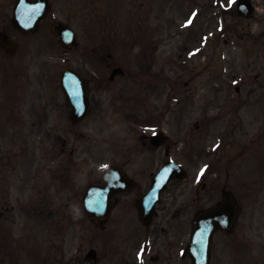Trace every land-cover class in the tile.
Returning <instances> with one entry per match:
<instances>
[{
  "label": "rangeland",
  "instance_id": "1",
  "mask_svg": "<svg viewBox=\"0 0 264 264\" xmlns=\"http://www.w3.org/2000/svg\"><path fill=\"white\" fill-rule=\"evenodd\" d=\"M231 1L220 0L218 5L216 0H52V11L47 21L62 20L72 27L78 41L76 48L64 52L47 24L30 38L18 40L30 46L26 61L31 74L55 73L56 78L65 64H73L88 74L97 72L102 76L116 66L129 73L134 72L138 58L143 63L144 72L179 79L175 95L177 127L192 130L195 120H201L206 105L209 120L215 124V130L210 129V133L218 131L224 134V138L215 135L212 140L204 139L207 153L210 151L206 159L199 156L190 163L189 157H196V154L185 151L182 161L188 168L191 184H196L201 193L197 185L203 181L214 184L218 189L224 184L234 193L240 205L233 230L215 234L212 264H264V0H252L256 13L246 20L237 17L234 7L229 10ZM140 3L142 6L148 4V11L151 12L150 21L143 26L139 17L143 18L147 10L140 7ZM111 5L117 9L116 13ZM141 8L144 11L142 17L139 13ZM193 9H197L198 13L192 21L190 11ZM92 12L97 16L93 17L95 23L91 25L89 14L92 15ZM111 17H123V21L118 27H113L110 25L113 24ZM187 23L189 26L186 28ZM12 34L17 37L15 32ZM202 41L205 46L201 51ZM153 42H158L155 48ZM196 47L199 49L197 53ZM99 60L102 64H92ZM117 79L119 84L109 89L112 92L123 90L118 91L120 99L117 104L121 106L118 111L126 114L128 101L124 90L127 89L120 84L126 77L119 76ZM23 88L28 93L30 86ZM235 88H239L240 92ZM165 89L167 92L168 88ZM219 89H222V95L216 93ZM161 90L164 91L162 85ZM203 97L208 100L205 105ZM167 98L165 95L161 104H167ZM148 109L152 115L155 114L153 106ZM184 109L186 112H183ZM165 129L172 139L168 126ZM217 138L221 143L214 150L213 142ZM195 141L196 137L191 143ZM210 147L211 150H208ZM52 151L57 153V147L53 146ZM204 152L202 149V154ZM83 154L91 155L88 147ZM96 154L99 157L80 161L85 170L84 174H80L83 181L96 169L110 164L104 154ZM202 163H206L205 167ZM207 166L204 178L199 172L203 169L204 175ZM55 170L54 166L48 168L54 175ZM41 174L44 173H38L34 182H43ZM34 200H45V204L43 207H31V215L23 208L13 212L17 221L9 223L12 232L3 237H6L2 240L6 247L3 245L0 250L8 251L12 244L18 243L14 256L29 255L30 264H68L81 246L80 264H89L83 263V255L91 245L97 244L99 252L103 255L105 252L112 258L113 264H118L117 260L125 249L111 240L110 226L94 227L84 218L80 220L79 204L75 209L74 225L68 224L61 215L56 216L55 213L54 217L56 198L52 192L44 195L35 193ZM167 201L170 202L171 198ZM19 215L22 217L19 218ZM189 233V225H175L173 237L177 246L176 256H172L175 264H189V260L182 258L179 252L185 248ZM18 240L25 243L28 251L20 248ZM161 240L162 237L155 243L154 253H162L166 257V247H162ZM8 241L11 243L7 244Z\"/></svg>",
  "mask_w": 264,
  "mask_h": 264
},
{
  "label": "flooded vegetation",
  "instance_id": "2",
  "mask_svg": "<svg viewBox=\"0 0 264 264\" xmlns=\"http://www.w3.org/2000/svg\"><path fill=\"white\" fill-rule=\"evenodd\" d=\"M6 29L4 22L1 21L0 31H6ZM88 82L89 85H93L92 81L88 80ZM27 96L28 98L24 99V101H28L29 108L27 105L22 108V104H15L11 107L14 110L10 114L3 116L4 118L11 115L10 117L15 118V120H1L0 111V210L3 212L1 223L7 220L6 212L16 208L15 201L11 195L14 194L15 196L17 192L21 193L25 186L32 183L33 162L38 157V151L36 152V149H34L33 137L41 133L42 128L43 143L48 144L46 139L50 135L52 138H55L56 144L59 145L57 156L55 157V154H51V156L55 160L57 159V165L60 167L59 177L62 180V187H60L59 191L60 196L65 195L64 205L68 209L75 205L80 193V161L82 159L90 160L97 155L96 152L92 151H90L91 155L83 154L85 147L81 145V138L87 136V139L92 140L94 144L96 139L93 132L82 133L81 125L89 121L85 119L77 122L70 118L65 104V96L61 88L56 89V95L50 101L43 90L41 91V99L38 103L33 98L32 89L28 91ZM95 118L96 115L94 114L90 121L93 122ZM158 124L157 121L144 122L132 120L130 125L124 128L122 136V148L124 150L115 154L120 159V162H115L111 165L121 168L125 173V177L129 183V190L125 195L117 198V204L123 198H125L126 203L128 196H131V200H133L134 197L146 190H143V186L148 181L150 183L153 172L150 167L145 168V161H152V165H154L155 162L160 161L158 158L160 153L154 152L155 147L150 141V134L144 132L143 126L152 125L158 127ZM49 126L52 128L51 131L48 129ZM168 150L169 147H165V154ZM47 155L48 149L44 148L41 156L45 158ZM86 164L88 165V162ZM93 178L94 180L98 179L95 175ZM202 187L205 188L206 185H202ZM169 188L174 192L173 197L175 201L185 198L187 191L183 185H172ZM193 198L191 197L192 200ZM198 199L201 202L207 203L209 200L208 192L199 196ZM190 203L192 204V201ZM183 211L185 214L187 206L183 208ZM177 212L181 214L182 211L180 209ZM157 213H155L156 218L165 219L164 210H161L162 214L160 215ZM160 223L157 221L153 225V235L156 234L155 231ZM166 224L169 228H162L161 230L169 234L171 222L168 220Z\"/></svg>",
  "mask_w": 264,
  "mask_h": 264
},
{
  "label": "water",
  "instance_id": "3",
  "mask_svg": "<svg viewBox=\"0 0 264 264\" xmlns=\"http://www.w3.org/2000/svg\"><path fill=\"white\" fill-rule=\"evenodd\" d=\"M53 30L62 37L64 43H69L70 34L65 26L58 24L53 26ZM108 208L109 206L101 207L94 205L88 207V212L90 216L98 218L102 217L100 215L106 213ZM234 215L235 207H233L229 199H227L220 207L197 216L195 220V230L189 249L193 264H208L209 243L213 230L220 225L228 227L232 223Z\"/></svg>",
  "mask_w": 264,
  "mask_h": 264
},
{
  "label": "snow or ice",
  "instance_id": "4",
  "mask_svg": "<svg viewBox=\"0 0 264 264\" xmlns=\"http://www.w3.org/2000/svg\"><path fill=\"white\" fill-rule=\"evenodd\" d=\"M203 172V169H201V173Z\"/></svg>",
  "mask_w": 264,
  "mask_h": 264
}]
</instances>
